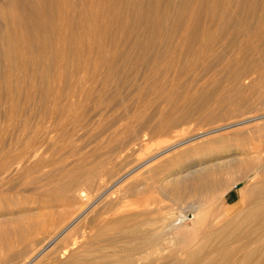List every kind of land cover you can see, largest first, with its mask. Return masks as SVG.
Wrapping results in <instances>:
<instances>
[{"label": "rangeland", "instance_id": "rangeland-1", "mask_svg": "<svg viewBox=\"0 0 264 264\" xmlns=\"http://www.w3.org/2000/svg\"><path fill=\"white\" fill-rule=\"evenodd\" d=\"M263 131L264 0H0V264H264Z\"/></svg>", "mask_w": 264, "mask_h": 264}, {"label": "bare ground", "instance_id": "bare-ground-1", "mask_svg": "<svg viewBox=\"0 0 264 264\" xmlns=\"http://www.w3.org/2000/svg\"><path fill=\"white\" fill-rule=\"evenodd\" d=\"M258 131H259V130H258ZM259 132H260V131H259ZM263 132H264V131H263ZM258 135H259V134H258ZM256 176H257V175H256ZM258 185H260V184H258ZM258 185H257V186H258ZM257 186H256V187H257ZM258 187H259V186H258ZM105 188H106V187H105ZM260 188H262V187L256 188L255 190H257V189L260 190ZM259 190H258V191H259ZM248 192H250V191H248ZM252 196H253V195H252ZM243 198H244V197H243ZM245 198H246V197H245ZM262 201H263V200H262ZM242 202H243V201H242ZM257 202H258V200H257ZM231 210L233 211L232 208H231ZM228 211H229V210H228ZM232 211H231V212H232ZM231 212H228V214L230 215ZM222 213H226V212H225V211H222ZM222 215H223V214H222ZM224 215H225V214H224ZM65 231H66V230L62 231V232H61L56 238H54V239L50 242V244L53 243L54 241H56V239L59 238L61 235H63V233H64ZM157 241H159V240H157ZM155 242H156V241H155ZM48 245H49V244H48ZM124 259H125V258H124ZM100 260H101V259H100ZM121 261H122V260H121ZM126 263H127V262H126ZM120 264H121V263H120ZM123 264H124V263H123Z\"/></svg>", "mask_w": 264, "mask_h": 264}]
</instances>
